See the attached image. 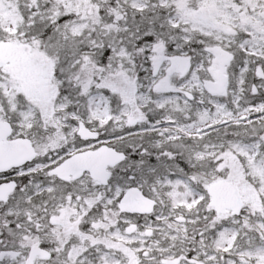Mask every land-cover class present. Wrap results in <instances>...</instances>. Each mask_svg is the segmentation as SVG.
Returning <instances> with one entry per match:
<instances>
[{
    "label": "snow or ice",
    "instance_id": "1",
    "mask_svg": "<svg viewBox=\"0 0 264 264\" xmlns=\"http://www.w3.org/2000/svg\"><path fill=\"white\" fill-rule=\"evenodd\" d=\"M0 264H264V0H0Z\"/></svg>",
    "mask_w": 264,
    "mask_h": 264
}]
</instances>
